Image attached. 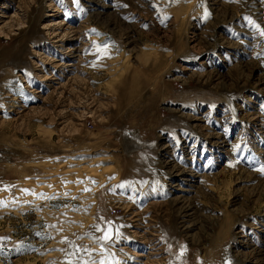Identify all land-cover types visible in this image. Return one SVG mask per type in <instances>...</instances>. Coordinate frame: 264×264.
<instances>
[{"label":"rangeland","instance_id":"374dc122","mask_svg":"<svg viewBox=\"0 0 264 264\" xmlns=\"http://www.w3.org/2000/svg\"><path fill=\"white\" fill-rule=\"evenodd\" d=\"M262 33L264 0H0V264H264Z\"/></svg>","mask_w":264,"mask_h":264},{"label":"bare ground","instance_id":"6f19581e","mask_svg":"<svg viewBox=\"0 0 264 264\" xmlns=\"http://www.w3.org/2000/svg\"><path fill=\"white\" fill-rule=\"evenodd\" d=\"M194 3H195V1H194ZM248 3V2H247ZM56 11V10H55ZM234 19V18H233ZM56 24V23H55ZM54 24V25H55ZM59 24H60V22H59ZM54 25H52V26H54ZM57 25H58V23H57ZM56 25V26H57ZM61 25V24H60ZM59 27V26H58ZM54 32V31H53ZM64 36H65V34H64ZM51 169V168H50ZM88 170V169H87ZM99 170V169H98ZM66 171V170H65ZM72 171V170H71ZM56 172V171H55ZM76 173V174H75ZM80 173H82L81 171H80ZM84 173V172H83ZM86 173V172H85ZM96 173H99V172H96ZM47 174V173H46ZM88 174H89V172H88ZM76 175H78L77 174V172H75V171H73L71 174H68V175H66V176H63V178H65V179H67L71 184H73V185H71L72 187H75V185L77 186V185H79V183H80V185L79 186H83V185H86V180H83V179H81V181L79 182H77V178H76ZM82 175V174H81ZM86 175H87V173H86ZM48 176V175H47ZM99 176H100V174H99ZM82 177V176H81ZM88 177V176H87ZM90 177V176H89ZM48 178V177H47ZM85 178V177H84ZM92 179H93V177H92ZM45 181V180H44ZM52 180H50L49 182H51ZM95 181V180H94ZM100 181H102V179L101 180H99V182ZM57 182V181H56ZM64 182V181H63ZM62 182V183H63ZM93 182V181H92ZM95 182H98V181H95ZM98 182V183H99ZM185 182H190L191 183V180L190 181H187V180H185ZM46 183V182H45ZM67 183V182H66ZM91 182L89 181V184H90ZM64 186V185H63ZM71 188V187H70ZM67 189V188H66ZM69 189V188H68ZM73 190V189H72ZM89 190H90V188H89ZM76 192V191H75Z\"/></svg>","mask_w":264,"mask_h":264},{"label":"snow or ice","instance_id":"6c2138e0","mask_svg":"<svg viewBox=\"0 0 264 264\" xmlns=\"http://www.w3.org/2000/svg\"><path fill=\"white\" fill-rule=\"evenodd\" d=\"M262 34H264V33H262ZM102 239H105V240L109 239V234L105 233V235L102 237Z\"/></svg>","mask_w":264,"mask_h":264}]
</instances>
